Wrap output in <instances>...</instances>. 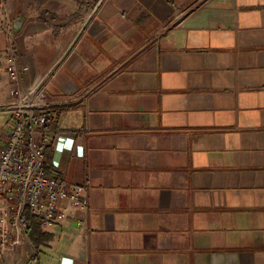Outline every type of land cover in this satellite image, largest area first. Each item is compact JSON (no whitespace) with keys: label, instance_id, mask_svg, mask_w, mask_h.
<instances>
[{"label":"crops","instance_id":"obj_1","mask_svg":"<svg viewBox=\"0 0 264 264\" xmlns=\"http://www.w3.org/2000/svg\"><path fill=\"white\" fill-rule=\"evenodd\" d=\"M9 2L24 85L49 73L51 174L88 208L38 250L10 225L0 264H264V0Z\"/></svg>","mask_w":264,"mask_h":264},{"label":"built area","instance_id":"obj_2","mask_svg":"<svg viewBox=\"0 0 264 264\" xmlns=\"http://www.w3.org/2000/svg\"><path fill=\"white\" fill-rule=\"evenodd\" d=\"M0 30L7 40L6 70L14 96L7 108L15 122L8 144L0 153V246L8 248V227L27 229L23 222L26 210L45 229L64 220L71 210L86 213L88 204L82 196L83 186L68 185L46 172L42 138L51 121L46 91L49 73L38 77L29 87L24 85L25 70L20 63L9 0H0ZM62 202H66L65 207L60 206ZM85 225V220H78L79 227L86 230ZM33 263L31 260L30 264Z\"/></svg>","mask_w":264,"mask_h":264},{"label":"trees","instance_id":"obj_3","mask_svg":"<svg viewBox=\"0 0 264 264\" xmlns=\"http://www.w3.org/2000/svg\"><path fill=\"white\" fill-rule=\"evenodd\" d=\"M45 157H46V162H47V170L46 172L48 174L52 173V168H51V153L48 151H45ZM23 222L27 226L26 229V234L35 246V248L38 250L42 245H45L49 241H51L52 236L46 232H44L40 225L38 224L37 219L32 215L30 210L25 211L24 219Z\"/></svg>","mask_w":264,"mask_h":264}]
</instances>
